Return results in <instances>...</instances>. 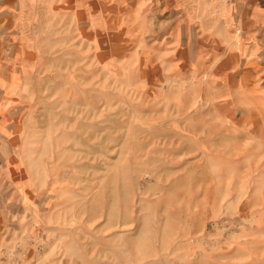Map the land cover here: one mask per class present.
<instances>
[{"label": "rangeland", "instance_id": "374dc122", "mask_svg": "<svg viewBox=\"0 0 264 264\" xmlns=\"http://www.w3.org/2000/svg\"><path fill=\"white\" fill-rule=\"evenodd\" d=\"M0 264H264V0H0Z\"/></svg>", "mask_w": 264, "mask_h": 264}]
</instances>
